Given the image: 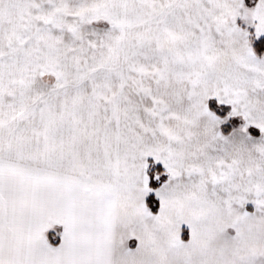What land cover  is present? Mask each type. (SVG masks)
<instances>
[{"label": "snow or ice", "instance_id": "obj_1", "mask_svg": "<svg viewBox=\"0 0 264 264\" xmlns=\"http://www.w3.org/2000/svg\"><path fill=\"white\" fill-rule=\"evenodd\" d=\"M0 264H264V0H0Z\"/></svg>", "mask_w": 264, "mask_h": 264}]
</instances>
